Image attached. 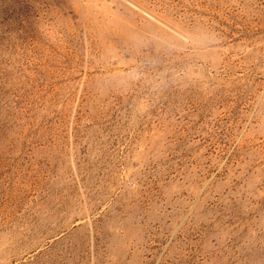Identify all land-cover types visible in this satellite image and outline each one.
Returning a JSON list of instances; mask_svg holds the SVG:
<instances>
[{
  "label": "rangeland",
  "instance_id": "1",
  "mask_svg": "<svg viewBox=\"0 0 264 264\" xmlns=\"http://www.w3.org/2000/svg\"><path fill=\"white\" fill-rule=\"evenodd\" d=\"M0 264H264V0H0Z\"/></svg>",
  "mask_w": 264,
  "mask_h": 264
}]
</instances>
